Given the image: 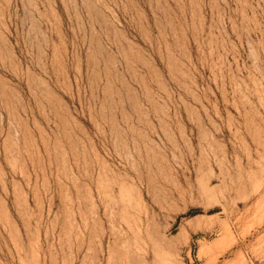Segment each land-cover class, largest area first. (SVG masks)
<instances>
[{"label":"rangeland","instance_id":"rangeland-1","mask_svg":"<svg viewBox=\"0 0 264 264\" xmlns=\"http://www.w3.org/2000/svg\"><path fill=\"white\" fill-rule=\"evenodd\" d=\"M0 264H264V0H0Z\"/></svg>","mask_w":264,"mask_h":264}]
</instances>
